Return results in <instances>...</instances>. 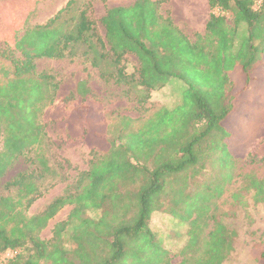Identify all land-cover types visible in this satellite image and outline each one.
Instances as JSON below:
<instances>
[{
	"label": "trees",
	"instance_id": "trees-1",
	"mask_svg": "<svg viewBox=\"0 0 264 264\" xmlns=\"http://www.w3.org/2000/svg\"><path fill=\"white\" fill-rule=\"evenodd\" d=\"M160 4L136 0L130 7L108 9L100 19L103 37L85 12L66 30L52 29L58 14L44 26L24 30L20 23L15 30V35L24 31L20 40L0 36L13 51L11 70H4L0 80V263L169 264V253L150 227L155 213L188 224L178 264H224L230 257L235 232L210 204L221 186L203 185L202 192L194 194L189 190L209 165L226 170L234 164L222 122L235 108L232 72L240 70L246 87L252 74L261 71L254 65L264 51V30L258 29L264 21V0L257 10L253 0H208L211 13L203 35L196 34L194 42L169 16L161 15ZM242 25L246 31L238 35ZM77 46L84 48L82 55L99 78L121 86L138 108L169 79L179 80L185 89L178 106L158 110L137 128L123 119L121 127L111 131L106 114L83 106L74 110L66 122V138L85 142L93 135L100 143L89 152L88 168L30 216L36 201L67 180L64 167L46 154L50 142L44 119L74 97L70 94L54 106L58 84L36 72L35 60L72 57ZM129 55L137 61L133 72H128ZM90 93L85 81L77 84L76 95ZM46 117L52 122L58 118L50 113ZM73 120L81 122V132H74ZM20 159L27 168L4 181ZM240 177L244 186L232 200H244L248 193L254 203H263L264 178ZM230 178L225 173L220 184ZM66 206L71 207L66 220L54 225L50 239H41L49 221ZM89 211L99 216L89 217ZM8 252L12 256L3 260ZM257 264H264V249Z\"/></svg>",
	"mask_w": 264,
	"mask_h": 264
},
{
	"label": "rangeland",
	"instance_id": "rangeland-1",
	"mask_svg": "<svg viewBox=\"0 0 264 264\" xmlns=\"http://www.w3.org/2000/svg\"><path fill=\"white\" fill-rule=\"evenodd\" d=\"M69 1L0 0V36L12 37L13 41L20 40L24 31L15 35L17 27L24 26L25 30L44 26L58 14L52 29L66 30L74 24L81 12H85L88 19L96 22L97 33L103 37L105 30L100 19L106 11L115 7H130L136 0H72L68 9L59 13ZM153 1H161L159 8L161 15L169 16L190 41H195L196 34L203 35L205 23L211 13L208 0ZM261 2L262 0H253L252 8L257 10ZM13 19L17 23H14ZM7 23L9 25L6 26ZM13 26L16 27L13 28ZM258 29L264 30V21ZM245 31L246 28L242 25L238 35H244ZM2 40H0V80L4 70H11L9 56L13 52ZM41 44L40 41L35 42V48L40 50ZM83 50L82 46H77L72 57L61 60L46 58L35 60L36 72L52 76L58 84L54 106L70 94H74V97L68 100L63 110L57 108L46 114V116L50 113L58 117L55 121H50L46 116L44 119L45 131L50 142L46 154L51 162L64 167L67 180L64 183H57L36 201L29 209L30 216L40 213L54 198L60 196L69 184L74 182L79 172L88 168L89 152L100 143V140L93 135H89L85 142L66 138V122L72 119L74 110L83 106L92 113L106 114V123L111 131H116L123 124V119H128L131 122L130 126L137 128L158 110L173 109L181 102L184 84L177 79H169L163 88L152 91L144 106L138 108L131 99L123 95L121 86L99 78L97 70L92 68L82 55ZM12 54L15 58L20 56L18 52ZM128 61V72H133L137 61L132 55L128 56ZM254 68H256L255 71H261L252 74L253 78L246 87H244V75L239 69L231 74V78L235 81V108L222 124L229 134L225 143L229 149L228 153L234 160L233 166L224 170L220 169L217 163L209 165L204 175L197 179L195 185H190L189 190L194 194L202 192L203 185L221 186V194L211 199L210 204L216 206V216L220 221L235 232L233 251L224 264H257L258 256L264 249V202L254 203L248 193L245 194L244 200L235 202L231 198L233 193L244 186L240 176L245 174L264 178V51L256 57ZM81 81H85L91 90V93L84 97L75 94L77 84ZM62 115L63 117H60ZM72 124L75 125L74 132L82 131L80 121L73 120ZM25 168L27 165L20 159L8 172L4 181ZM225 173H229L231 178L221 185L220 182ZM70 210L71 207L66 206L51 219L41 232V239H50L54 225L65 221ZM87 215L96 218L99 212L89 211ZM150 227L161 246L169 253V264H178L181 260L179 253L187 241V222L171 215L155 213ZM65 243L70 246L67 239ZM11 256L12 253L8 252L3 260ZM0 264L5 263L2 261Z\"/></svg>",
	"mask_w": 264,
	"mask_h": 264
}]
</instances>
